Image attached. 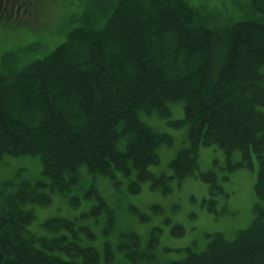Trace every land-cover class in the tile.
Wrapping results in <instances>:
<instances>
[{"label": "trees", "instance_id": "16d2710c", "mask_svg": "<svg viewBox=\"0 0 264 264\" xmlns=\"http://www.w3.org/2000/svg\"><path fill=\"white\" fill-rule=\"evenodd\" d=\"M29 1L37 8L26 11L30 19L21 22L27 25L42 14L46 0ZM78 1L75 18L64 20L61 44L22 69L13 71L6 61L1 70L0 161L37 158L49 189L30 197L23 184L4 196L0 190V218L12 213L21 222L0 221V264H115L105 246L101 255L72 237L46 239L30 231L35 215L25 206L46 207L53 194L69 192L71 180L83 179L80 165L92 176L131 177L134 187L152 180L148 167L158 164L157 150L168 136L139 116L167 117L177 102L189 145L170 162L172 175L181 180L198 170L201 145L216 146L227 158L241 151L247 166L253 154L259 168L255 194L264 200V95L254 99L264 89V0H244V15L231 23L209 13L212 26L202 23L208 21L201 6L191 0ZM5 3L2 32L15 22ZM261 212L236 241L214 238L203 252L189 251L171 264H264ZM68 225L48 220L44 227L58 232ZM118 250L133 264L147 256Z\"/></svg>", "mask_w": 264, "mask_h": 264}, {"label": "rangeland", "instance_id": "374dc122", "mask_svg": "<svg viewBox=\"0 0 264 264\" xmlns=\"http://www.w3.org/2000/svg\"><path fill=\"white\" fill-rule=\"evenodd\" d=\"M5 1L0 0V8L6 9ZM191 1L197 7L201 6L202 9L198 10L208 21L202 23L208 26H212L209 13L217 20H235L244 15L242 12L245 13L244 8L239 6L244 0ZM36 8L35 2L29 0H8L10 17L15 22L13 29L0 31V74L6 61L11 70L22 69L33 59L42 58L61 44L67 34L68 24H64V20L74 19L72 14L81 6L78 0H46L42 14L35 15V23H22L25 18L30 19L31 15H26V11L36 12ZM2 16L0 14V19ZM222 26L217 29L220 31ZM34 47L37 50L29 54ZM260 92L254 99L264 95V89L260 88ZM260 110L264 112V107ZM252 117L256 122L260 121L256 114ZM183 118L182 102L171 104L167 117L156 113L140 114L139 119L144 124L168 136V143L157 150L158 164L149 167L152 180L135 181L134 187L129 182L131 177L126 178L118 172L111 177L93 174V178L83 169L81 176L85 178L86 186L78 177L71 180L70 187L73 188L69 192L53 194L48 206L41 207L35 205L36 202L25 206V209H32L35 215L29 230L46 239L58 235L67 238L75 236L81 245L92 247L101 255L106 243L105 248L115 254V264H133L118 248L132 252L135 248L130 247H136L137 255L147 252V256L137 258L135 264H171L184 259L188 251L200 253L207 249L206 244L214 238L224 236L226 240L236 241L242 235L239 232L250 226L248 232L254 227L253 216L262 214L264 207L254 193L259 172L256 158L252 154L251 165L244 167L241 165H244L241 151H235L227 160L218 147L201 145L198 150L199 173L206 175L196 174L181 181L173 179L169 164L180 150L189 145L188 126L179 124ZM76 170L80 171L79 166ZM214 176L217 181L213 180ZM19 183L29 188L26 191L28 197L32 194L39 196L49 189L37 158H2L1 196L14 191ZM151 183L154 184L152 189ZM214 194V203H211ZM51 219L71 224L68 229L51 232L44 227ZM153 236L157 237V241ZM120 243L122 245L118 246ZM2 252L0 248V254Z\"/></svg>", "mask_w": 264, "mask_h": 264}, {"label": "bare ground", "instance_id": "6f19581e", "mask_svg": "<svg viewBox=\"0 0 264 264\" xmlns=\"http://www.w3.org/2000/svg\"><path fill=\"white\" fill-rule=\"evenodd\" d=\"M25 197H26V193L24 194V196H22V198H25ZM4 220L16 223L17 227L21 226L20 224L21 222L12 213H9L6 216L0 218V221H4Z\"/></svg>", "mask_w": 264, "mask_h": 264}]
</instances>
